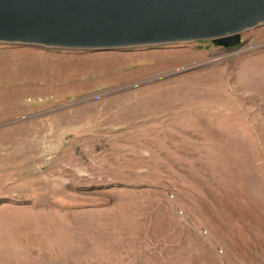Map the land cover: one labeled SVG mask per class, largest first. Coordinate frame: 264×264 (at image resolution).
Masks as SVG:
<instances>
[{
    "label": "rangeland",
    "instance_id": "1",
    "mask_svg": "<svg viewBox=\"0 0 264 264\" xmlns=\"http://www.w3.org/2000/svg\"><path fill=\"white\" fill-rule=\"evenodd\" d=\"M240 41L0 43V264H264V24Z\"/></svg>",
    "mask_w": 264,
    "mask_h": 264
},
{
    "label": "water",
    "instance_id": "2",
    "mask_svg": "<svg viewBox=\"0 0 264 264\" xmlns=\"http://www.w3.org/2000/svg\"><path fill=\"white\" fill-rule=\"evenodd\" d=\"M264 24V0H0V43L65 50L211 41L241 44Z\"/></svg>",
    "mask_w": 264,
    "mask_h": 264
}]
</instances>
